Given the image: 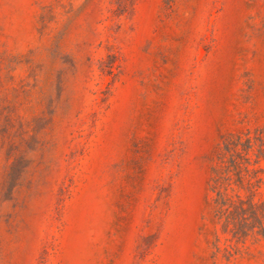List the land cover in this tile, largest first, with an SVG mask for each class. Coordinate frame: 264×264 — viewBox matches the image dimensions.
I'll return each mask as SVG.
<instances>
[{
	"label": "rangeland",
	"instance_id": "rangeland-1",
	"mask_svg": "<svg viewBox=\"0 0 264 264\" xmlns=\"http://www.w3.org/2000/svg\"><path fill=\"white\" fill-rule=\"evenodd\" d=\"M239 136L264 203V0H0V264H264Z\"/></svg>",
	"mask_w": 264,
	"mask_h": 264
},
{
	"label": "trees",
	"instance_id": "trees-1",
	"mask_svg": "<svg viewBox=\"0 0 264 264\" xmlns=\"http://www.w3.org/2000/svg\"><path fill=\"white\" fill-rule=\"evenodd\" d=\"M252 149L251 138L228 139L221 155L223 165L216 170L213 180L217 219L224 231L238 240L264 237V203L255 202L253 190H250L251 196L244 199L232 188L233 184L243 185L242 165L250 161Z\"/></svg>",
	"mask_w": 264,
	"mask_h": 264
}]
</instances>
